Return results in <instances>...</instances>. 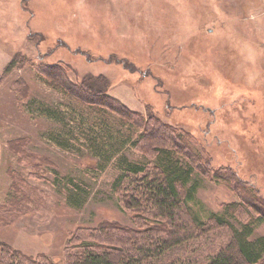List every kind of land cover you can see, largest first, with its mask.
Instances as JSON below:
<instances>
[{
  "label": "rangeland",
  "instance_id": "rangeland-1",
  "mask_svg": "<svg viewBox=\"0 0 264 264\" xmlns=\"http://www.w3.org/2000/svg\"><path fill=\"white\" fill-rule=\"evenodd\" d=\"M44 66L187 133L200 159L191 207L207 226L156 264H209L231 234L208 216L230 204L237 228L264 218V0H0V261L16 263L5 248L23 264H72L86 246H110L107 225H155L113 189L122 156L154 163L131 143L142 130L64 95ZM110 127L131 141L103 166L84 136Z\"/></svg>",
  "mask_w": 264,
  "mask_h": 264
},
{
  "label": "trees",
  "instance_id": "trees-1",
  "mask_svg": "<svg viewBox=\"0 0 264 264\" xmlns=\"http://www.w3.org/2000/svg\"><path fill=\"white\" fill-rule=\"evenodd\" d=\"M17 61L16 57L10 62L6 73L17 65ZM41 73L54 81L55 89L79 104L110 112L130 128L142 130L138 135L139 140L131 143L137 148L141 142H145L154 160V163L143 164L131 162L122 156L119 159L121 173L115 180L113 189L129 194V197L122 198L125 208L136 214H143L142 218L146 224L152 220L155 225L137 235L119 226L107 225L102 234L110 246L106 249L86 246L72 264H156V260L164 256L168 250L192 240L195 236H202L199 232L207 226L206 221L202 219L201 210L197 212L191 207V204L197 203L198 181L194 179V165L200 162V159L188 141L187 133H176L155 115L148 114L146 117L132 111L116 98L106 94L103 89H98L95 93L87 92L86 84L79 86L72 83L63 68L44 66ZM108 131L110 134L105 132L106 138L99 140L97 137L91 139L88 135L84 136L89 140L94 154L103 159V166L119 153L118 149L131 141L119 130L115 131L110 127ZM169 134L173 135L174 142L170 143ZM67 139L69 140L65 141L56 137L55 142L62 148H70L72 143L70 141L74 140V137ZM217 176L218 181L227 180L220 174ZM234 177L231 175L229 178L231 183L236 182ZM77 198L75 197L79 201L81 197ZM239 207L237 203L230 204L226 207L224 215L211 213L208 216V221L222 229L228 228L231 234L230 242L211 259L209 264H263L264 236H256L255 230L264 222V218L252 216L251 223L237 228L227 217L234 218ZM186 224L192 225L193 229H188ZM114 232L119 235H112ZM1 253L7 260L12 257L16 263L23 264L20 258L17 262L18 256L12 255L10 250L3 248ZM0 264L7 262L1 260Z\"/></svg>",
  "mask_w": 264,
  "mask_h": 264
}]
</instances>
